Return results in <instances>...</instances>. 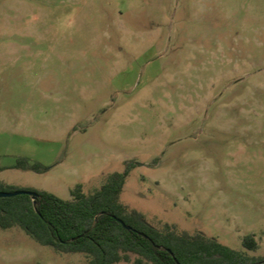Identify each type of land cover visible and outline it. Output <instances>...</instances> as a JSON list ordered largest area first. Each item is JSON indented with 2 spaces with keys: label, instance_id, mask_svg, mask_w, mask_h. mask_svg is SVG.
Here are the masks:
<instances>
[{
  "label": "rangeland",
  "instance_id": "374dc122",
  "mask_svg": "<svg viewBox=\"0 0 264 264\" xmlns=\"http://www.w3.org/2000/svg\"><path fill=\"white\" fill-rule=\"evenodd\" d=\"M0 168L64 200L128 170L151 225L264 257V0H0ZM0 264L89 259L0 227Z\"/></svg>",
  "mask_w": 264,
  "mask_h": 264
},
{
  "label": "trees",
  "instance_id": "16d2710c",
  "mask_svg": "<svg viewBox=\"0 0 264 264\" xmlns=\"http://www.w3.org/2000/svg\"><path fill=\"white\" fill-rule=\"evenodd\" d=\"M14 168L45 171L25 158ZM127 175L128 170L109 175L90 194L78 184L70 200L46 190L25 189L36 194V206L27 194L0 197V227H20L41 245L62 253L85 254L89 264L130 262L132 255L138 256L136 264H264V257L249 256L201 232L190 233L170 224L162 229L151 225L143 213L121 201ZM14 190L20 189H7L0 183V191ZM243 247L257 250L259 242L247 235Z\"/></svg>",
  "mask_w": 264,
  "mask_h": 264
},
{
  "label": "water",
  "instance_id": "95a60500",
  "mask_svg": "<svg viewBox=\"0 0 264 264\" xmlns=\"http://www.w3.org/2000/svg\"><path fill=\"white\" fill-rule=\"evenodd\" d=\"M20 194H27V195H30L32 196V199H33V203H34V206H36V194L32 191H29V190H24V189H20V190H16L14 192H4V191H0V197H11V196H15V195H20ZM120 222H122V220L118 219ZM122 224L127 228V229H130L129 226L125 225L123 222Z\"/></svg>",
  "mask_w": 264,
  "mask_h": 264
}]
</instances>
